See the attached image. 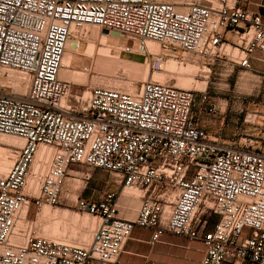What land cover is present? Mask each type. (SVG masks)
<instances>
[{
  "label": "built area",
  "instance_id": "obj_1",
  "mask_svg": "<svg viewBox=\"0 0 264 264\" xmlns=\"http://www.w3.org/2000/svg\"><path fill=\"white\" fill-rule=\"evenodd\" d=\"M92 25L128 38L120 50L151 57L154 69L172 51L244 68L264 52L262 16L230 0H0V76L23 74L27 87L0 80V135L20 140L0 177V264L115 263L136 226L152 230V244L165 233L201 238L200 264H264V150L211 137L195 108L214 106L191 89L149 79L136 93L72 91L60 77L67 43L80 47ZM42 145L46 169L34 164ZM75 165L118 173L143 198L134 219L117 216L115 192L81 199L79 210L101 218L86 246L38 236L28 218L31 206L60 204Z\"/></svg>",
  "mask_w": 264,
  "mask_h": 264
},
{
  "label": "rangeland",
  "instance_id": "obj_2",
  "mask_svg": "<svg viewBox=\"0 0 264 264\" xmlns=\"http://www.w3.org/2000/svg\"><path fill=\"white\" fill-rule=\"evenodd\" d=\"M184 4L188 1H199L209 4L211 1L218 5L220 0H165ZM183 6V5H182ZM87 37L80 41V47L74 53L73 40L66 50L63 64L71 65V72L68 68H63L64 79L71 81L72 91H88L90 88L101 87L111 90H120L136 93L142 83L152 79L155 81L169 83L177 87L187 88L195 91L198 96L203 94L208 96L206 103L199 102L198 105L210 107L214 106L212 114L215 117L220 113L233 114L237 109H243V116L248 117L247 124L253 123L256 110L263 109L259 102L264 99V80L253 86L250 78L246 77L244 84L237 82V75L225 70L222 73L215 72V63L208 64L207 60L198 57L193 53L183 54L181 52L162 54L163 69H154L151 57L146 59L142 54H129L122 52L119 48L122 44L128 43V38L121 36L115 31L102 29L98 26H88ZM154 43V42H153ZM156 48L149 47L154 52H160L159 44ZM227 69V68H226ZM61 72V73H62ZM247 75V74H245ZM251 75V74H249ZM249 78V79H247ZM26 82L23 83L21 92L26 90ZM4 88L3 91H8ZM249 116H248V115ZM254 137L258 140L255 144L264 146V140L259 134H251L241 131L238 138L247 137L250 140ZM13 144L0 142V177L4 176L14 163L17 151L11 147ZM44 146V145H43ZM44 148H48L44 146ZM49 149V148H48ZM44 151V150H43ZM35 158V165L41 163L42 169H46L50 161V153ZM71 177L67 178L63 189L61 202L59 205H44L41 211H37L34 206L29 210L28 218L33 221L35 231L38 236L47 237L53 240L86 246L92 238L94 230L98 227L100 217L88 211L79 210V201L85 190L93 194L94 199L100 198V190L105 188L107 181L116 183L120 180L115 172H110L101 168L89 169L81 165L72 166ZM73 173V174H72ZM35 181L31 178L29 184ZM123 187V182L119 183ZM126 191L134 193L136 189L125 188ZM117 190H109L115 192ZM93 200V199H92ZM217 217L214 216L210 226ZM172 240L187 241L182 236L170 235ZM194 241L201 242V238ZM183 245V244H182ZM204 245V244H203ZM181 246V245H180ZM182 247L174 245L172 247L173 256L182 259Z\"/></svg>",
  "mask_w": 264,
  "mask_h": 264
},
{
  "label": "crops",
  "instance_id": "obj_3",
  "mask_svg": "<svg viewBox=\"0 0 264 264\" xmlns=\"http://www.w3.org/2000/svg\"><path fill=\"white\" fill-rule=\"evenodd\" d=\"M230 1L233 4L246 7L257 14H260L264 21V0ZM226 39L228 42H232L236 39V36L233 32H227ZM214 63L215 72L222 73L225 70H230L231 73L233 72L237 75V82L242 85L245 82V76L251 77L250 80L253 86H256L259 81L264 80V52L261 50L255 51L251 58L250 68H244L238 63L226 58H221ZM259 106L263 107V109L256 110L259 114H255L254 119H252L255 124L245 123L248 121V117L243 116V109H237L233 114L220 113L219 115L212 117L211 115L202 112L199 107H196L195 115L199 123L207 129L211 137L216 138L218 135L222 134L223 141L226 143L240 145V140L237 136L241 131L251 134H259L261 135L260 138L264 140V99L259 102ZM257 141L258 140L251 135L250 142L252 143V146L264 150V146L255 144ZM46 151H49V149H45L44 146H41L39 149V153L42 152L41 156L46 155V153H48ZM116 176L120 178L117 184L107 181L108 185H105V188L102 187L103 190H100V195L103 192L118 189L116 196L117 216L124 219H134L137 216L142 203V192L136 189V192L130 193L129 191H126L125 188L122 189V185L119 184L120 181L122 182V178L118 173H116ZM71 178L75 179L74 177H71V173H69L68 180ZM93 196L94 195L87 189L81 197L82 199H94ZM23 210L24 209L20 211V215ZM170 235L177 236L171 233H165L162 235L159 242L152 244L150 242L152 230L136 226L132 231L131 237L126 242L123 251L118 257L117 262L111 264L201 263L205 251L204 245L201 242L194 240L176 241L172 240ZM174 245L183 248L182 259H177L173 256L172 247Z\"/></svg>",
  "mask_w": 264,
  "mask_h": 264
},
{
  "label": "bare ground",
  "instance_id": "obj_4",
  "mask_svg": "<svg viewBox=\"0 0 264 264\" xmlns=\"http://www.w3.org/2000/svg\"><path fill=\"white\" fill-rule=\"evenodd\" d=\"M73 39H69V41H68V43H67V48H68V46L69 45H71L70 43H71V41H72ZM73 42H74V47H75V50H74V53L78 50V41L77 40H73ZM149 47H152L153 49L154 48H156V44L155 43H153V42H149ZM67 50V49H66ZM66 53V52H65ZM66 54H64V56H65ZM63 60H64V57H63ZM62 68H61V71H60V77L62 78V79H64V75H63V72H62V70H63V68H68V69H70V72H71V65H67V66H65L64 64H63V61H62ZM62 72V73H61ZM26 78L24 77V75L23 74H20V73H15V72H12V71H10V73H9V75L6 77V76H4V75H1L0 76V80L2 81V82H4V81H6V82H8V81H10L11 83H13L15 86H16V90L18 91V92H20V93H22V94H24L25 92H26V90H25V92H21V88L23 87V83H24V80H25ZM66 80H68V79H66ZM0 142L1 143H5V144H17V143H20V140H18L17 138H15V137H13V136H9V135H0ZM43 146V145H42ZM40 149V148H39ZM38 153H39V150L37 151V155L36 156H38ZM96 217L98 216V215H95Z\"/></svg>",
  "mask_w": 264,
  "mask_h": 264
}]
</instances>
